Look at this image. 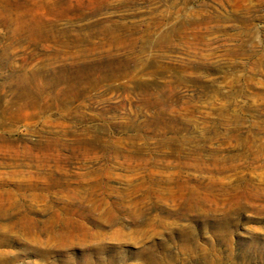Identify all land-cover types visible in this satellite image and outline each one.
<instances>
[{"label":"rangeland","instance_id":"obj_1","mask_svg":"<svg viewBox=\"0 0 264 264\" xmlns=\"http://www.w3.org/2000/svg\"><path fill=\"white\" fill-rule=\"evenodd\" d=\"M0 264H264V0H0Z\"/></svg>","mask_w":264,"mask_h":264}]
</instances>
